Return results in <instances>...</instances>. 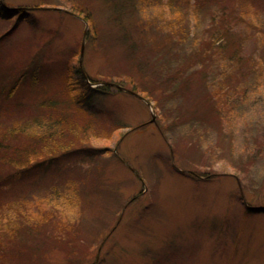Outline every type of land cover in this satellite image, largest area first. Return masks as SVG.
Listing matches in <instances>:
<instances>
[{
  "label": "rangeland",
  "instance_id": "obj_1",
  "mask_svg": "<svg viewBox=\"0 0 264 264\" xmlns=\"http://www.w3.org/2000/svg\"><path fill=\"white\" fill-rule=\"evenodd\" d=\"M2 8L8 264H264V0Z\"/></svg>",
  "mask_w": 264,
  "mask_h": 264
},
{
  "label": "trees",
  "instance_id": "obj_2",
  "mask_svg": "<svg viewBox=\"0 0 264 264\" xmlns=\"http://www.w3.org/2000/svg\"><path fill=\"white\" fill-rule=\"evenodd\" d=\"M8 9V8H7ZM7 10H4L3 8L1 9V11H0V16L2 17H6V13H8V12H6ZM10 13L12 12V10H10L9 11ZM23 15H25V13L24 12H22V10L21 11H19V17L20 16H23ZM237 55V51H233L232 52V56H236ZM234 64V63H233ZM142 64H140L137 68H138V70H142V66H141ZM234 66H237V67H239V65L237 64V63H235V65ZM77 73H79V71H77ZM179 74V72L178 73H176V75H178ZM175 75V76H176ZM184 75V74H183ZM182 75V76H183ZM174 76V77H175ZM171 77V78H169L168 79V82H167V85L168 84H170V83H172V82H174V81H176L177 82V78L178 77H180V75L178 76V77ZM68 85L70 84V86L71 85H76L77 83L76 82H71V81H67L66 82ZM216 83H218L219 85H221L222 86V82L221 81H218V82H216ZM79 84L80 85H82L83 83L81 82V81H79ZM69 86V87H70ZM220 86V87H221ZM223 88V87H222ZM106 89V88H105ZM220 88H218V90H219ZM71 91L70 92H72L74 89H70ZM86 90V89H85ZM75 93H77L76 94V96L75 97H71V102H73V103H75V104H81L82 103V101H83V99H84V95H85V91L84 90H79V91H74ZM218 92V91H217ZM79 93V94H78ZM221 93H222V91H221ZM247 96H245L244 95V97H243V99H245ZM223 105H225V104H223ZM211 106H213V105H211ZM214 107V106H213ZM219 145V144H218ZM257 148L258 149H262L263 148V146H260V148H259V146H257ZM257 148H256V150H257ZM64 149V148H63ZM264 149V148H263ZM262 149V150H263ZM260 151V150H259ZM13 160H16L14 157H11ZM12 164H14V162L13 161H10ZM16 163V162H15ZM24 164H18L17 166H18V168L19 167H21V166H23ZM36 165H38V163L37 164H32V165H30V166H33V167H35ZM16 170V171H15ZM14 170V172H12V173H8V174H6V176L5 177H2V176H4V175H0V186H2V185H4L5 183L4 182H6L7 180H9L10 178H18L20 175H21V173L24 171V170H26V168H20V169H15ZM2 177V178H1ZM57 189H54L53 190V193L51 194V195H53L54 196V199L56 198V199H60L61 197H65V196H63V195H61V193H63V192H59V191H56ZM72 192L74 191V190H71ZM64 195H66V194H64ZM67 196V195H66ZM54 199H51L52 200V202L54 201ZM49 203V202H48ZM58 204H55L54 206H56V207H54L55 209H57V207H59V206H57ZM8 209H9V207H8ZM4 217V215H1V218H3ZM3 220H4V218H3ZM5 221H7L8 222V220H5ZM0 226L1 227H5V226H2L1 225V223H0ZM1 227H0V233H1ZM9 229V228H8ZM26 232H27V230H25ZM18 239H20V240H24V235L23 236H21V234H20V231H15V232H13V233H11L10 235H6V234H4V239L2 238V237H0V264H8V263H10V256H9V250H10V248H14V247H11V246H9V244L11 245L12 244V242L11 241H13V245L15 244V243H17L19 240ZM9 240V241H8ZM16 246H18L17 244H16Z\"/></svg>",
  "mask_w": 264,
  "mask_h": 264
},
{
  "label": "water",
  "instance_id": "obj_3",
  "mask_svg": "<svg viewBox=\"0 0 264 264\" xmlns=\"http://www.w3.org/2000/svg\"><path fill=\"white\" fill-rule=\"evenodd\" d=\"M40 9H41V8H40ZM82 48H83V43H82V45H81V49H80V57H79V61H78L79 65H80V61H81ZM98 85H105V86H109V87H114V88H116V89H118V90H120V91H122V92L127 93V94H131V95H134V96L140 97V96H138L136 93H134L133 91H131V90H129V89H126V88H124V87H122V86H120V85H118V84H113V83H109V82H103V83L98 84ZM96 86H97V85H96ZM153 119H154V118H153Z\"/></svg>",
  "mask_w": 264,
  "mask_h": 264
}]
</instances>
